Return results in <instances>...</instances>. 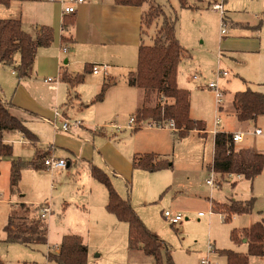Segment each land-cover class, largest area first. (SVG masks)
<instances>
[{
    "label": "rangeland",
    "instance_id": "374dc122",
    "mask_svg": "<svg viewBox=\"0 0 264 264\" xmlns=\"http://www.w3.org/2000/svg\"><path fill=\"white\" fill-rule=\"evenodd\" d=\"M35 1L40 4L32 6L26 3L21 6L11 0L9 7L0 6V14L6 17L22 16L24 27L31 28L35 13L44 10V7H50L45 3L56 5L59 0ZM216 1L225 5L227 35H222L221 32L223 16L213 9ZM189 3L198 9H182L179 0H152L150 5L146 4L144 7L147 12L143 19L145 44L154 45L165 21L177 19L176 35L187 52L179 67L178 85L191 94V119L203 121L210 131L215 129L217 119H221L219 130L250 134L243 143L236 145L237 149L252 146L264 154V116L256 121L239 122L233 107L234 96L239 91L250 88L264 93V0H189ZM189 56L192 57L191 60L187 59ZM132 57L131 61L125 56L118 60L122 71L121 76H117V79L121 78L120 81H128L133 66V70L137 69L138 53ZM220 71L228 72L229 76L220 78ZM194 75L199 79L194 80ZM35 77L37 78L34 79ZM35 77L19 86L17 75L12 76L9 70L0 67V94L5 103L27 104L34 108L36 117L34 119L31 116L28 120L35 123L25 122L31 131V127L52 129L49 119L55 111L52 107V96L55 94L49 88L54 84H46L43 80L56 76L40 73ZM211 82H217L226 91L222 113L215 91L208 88ZM150 99L152 103L149 105L154 107L157 103L156 96L152 95ZM57 106L65 111L60 103ZM72 114L75 115L72 116L74 121L81 118L77 110ZM133 114L134 112L125 111L119 112L118 117L108 116L105 119L107 123H104L108 126L102 129L103 134L124 153L130 152L138 158L151 154L156 157L155 162H165L171 166L156 172L134 168L133 176L131 174L129 179L115 177L119 171L115 172L111 168L110 176L106 174L120 196L129 200L134 210H137V215L146 227L151 232L155 231L163 241L162 264H170L169 257L174 264H202V260L208 257L211 264H228L227 257L219 252L233 251L247 255L248 244H235L231 240V232L234 229L248 228L252 222L264 220V169L253 181L217 174V184L212 188L207 184L214 155V137L211 133L203 135L191 131L181 138L178 130L162 131L153 126L154 123L150 120L145 121L141 129L134 132L133 129H128L130 119L135 117ZM111 122L118 129L109 128ZM257 128L262 129L263 134L257 137L251 135ZM75 129L81 127L73 128L70 133L65 134H71ZM23 149L27 147L16 144L17 152L22 153L25 160L26 150ZM96 166L105 170L107 165ZM9 168L7 170L6 164L0 168L1 240L6 237L4 227L10 218H28L29 223L38 220L45 223V219L36 212L23 209L20 205L23 201L36 198L42 203H48L52 201L51 194H54L52 202L55 200L57 204L54 213L56 219L61 202L57 192L66 188L64 185L73 182L74 178L76 182L96 183L97 187L107 192L106 187L95 181L85 167L77 171L73 167L74 178L68 176L71 169L53 170V173L51 170L41 171L39 181H35L33 172L26 171L20 185L11 190ZM52 185L56 187L54 190ZM32 195L36 197H31ZM45 195L48 196L47 201L44 199ZM252 198L255 199V206L251 215L234 216L228 223L222 222L219 216L212 215L213 201L229 204L231 200L245 202ZM165 211L181 213L184 216L183 222L177 226L171 225L164 218ZM200 213H204V216L200 217ZM46 219L47 222L52 220L51 216ZM121 225L123 226H106L89 231L90 251L94 256L99 255L94 264H156L153 257L144 254L142 242L131 244L127 223ZM210 244L215 246L216 254L209 252ZM45 252L44 246L33 251L23 245L0 243L3 264H23L24 261L28 264H45ZM249 264H264V257H250Z\"/></svg>",
    "mask_w": 264,
    "mask_h": 264
},
{
    "label": "crops",
    "instance_id": "0c3cea01",
    "mask_svg": "<svg viewBox=\"0 0 264 264\" xmlns=\"http://www.w3.org/2000/svg\"><path fill=\"white\" fill-rule=\"evenodd\" d=\"M14 1L21 6L26 3L32 4V6H38L40 4L36 3L37 1L35 0L28 2L19 0ZM70 1L71 0H59L56 2V5L45 3L50 7H44V10L35 13L31 21V28L24 27L22 16L6 17L0 14V20H20L23 30L29 33L34 39L37 38L42 27H50L53 29L54 41L52 45L49 48H40L38 50L35 62L29 70V76L22 80L17 78L18 85L21 86V84L31 81L32 78L36 75H40V73H42V75L52 74L56 76L54 78H48L53 80L51 83L46 82V80H48L47 78L43 80L46 84H54V86L49 88L55 94L52 96V101L54 103H52V107H54L55 110L60 109L61 111V108L57 105L58 103L63 105L65 111L62 112L71 121H74L72 116H75L72 112L77 110V112L81 114L79 115L81 118L77 120L82 124L81 129H75L71 134L67 135L65 132L61 131L59 127L61 123L59 121H56L58 128L56 129L54 127L53 121L55 111H53V114L51 113V119H49V124L52 129L31 127L35 133L32 132L37 136L38 140L36 142L29 141L20 132H5L3 141L6 144L12 145L13 155L2 159L0 168L3 164H6L8 170L10 166V185L12 163L14 161L30 163L35 160L38 153L43 155L45 159L57 158L66 160L68 164L66 169H71L68 171V176L70 178L72 176L74 178V174L72 173L73 167H75L76 171L81 167H85L92 176L91 168L97 164L107 165L105 166V170H102L109 176L111 174L109 171L110 168L114 169L115 172L118 170L119 173H116L115 177L119 179H129L131 174L133 176V172L135 171L133 167L135 154L132 156V153H124L120 150L112 140H108L107 136L103 134L102 129L108 126L104 123H107L105 119L110 115L118 117L117 114L119 112L125 111L134 112V114H136L135 112L144 105L147 107L151 106L149 105V103H152V99H150L151 96H148L145 91H142L138 87L130 86L127 81H120L121 78L117 79V76H121L122 74L118 66V60L122 56H125L129 57V61H131L134 54H139V48L142 42H145L142 26V15L145 11V7L119 5L116 3V0H85L83 4L75 6L76 12L74 14L67 15L64 10L65 7L69 5ZM65 22L68 24L66 30H64ZM65 39L66 42H64ZM65 46L68 47L67 53L62 52ZM191 58L192 57L189 56L187 59L191 60ZM14 60V66H9L0 62V67L9 70L12 76H16L15 68L20 64V55L17 54ZM94 64L110 65L114 68L113 74H115L112 78L115 79V84L107 90L104 100L100 102H95V99L101 92L105 78H100L99 75H93L91 69L90 72L87 71L88 66L92 67ZM136 64L138 66V61ZM133 69H135L134 66L132 72H135L136 70ZM63 74L72 78L84 75V81L72 86L63 80ZM36 78L37 77L34 79ZM0 97L2 98L1 94ZM224 107L225 106L220 107V113L224 112ZM10 112L24 123H35L34 121L28 120L31 116L34 119L36 117V112L32 106L21 103L14 105L10 104ZM219 127L220 125L215 127L213 131L207 130L206 132L207 134L211 133L213 135L214 141L215 135L218 132L232 133L219 130ZM109 128L115 129L116 126L111 122ZM161 129L162 131L168 132L167 129ZM234 133L237 132H233L232 134ZM16 144L27 147V149H23L24 151L26 150L25 160H23V154L17 152ZM28 146H30V148ZM240 148L256 150L252 146H241ZM136 154L138 153L136 152ZM26 171L33 172L32 174L36 179L35 181H39V179H41V171L49 172L50 170H35L30 167L25 168L21 172L19 185L21 181H23ZM50 172L53 173L54 171ZM233 176L243 179L242 176ZM73 180L74 181H70L67 186L64 185L66 188L61 192L59 190L57 192L58 195L60 194L61 202L59 214L56 219L54 218V213L57 204L55 200L52 202L54 194H51L50 197L52 201L48 203H42L41 200L32 198L20 204L23 209H30V211L36 212L39 217H41L39 214V207L41 205L48 204L51 209L49 217L51 216L52 220L47 222V219H45V223L48 227L47 244L32 246L23 245L33 251L37 250L40 246H44L46 249L44 253V258L46 259L45 264H56L48 260V254L50 252L59 253L62 240L68 235H77L83 238L88 246L89 264H94L96 263L95 261L98 260L99 255L94 256L90 251L89 231L99 230L106 226L120 227L123 226L121 224H126L120 222L115 215L107 211V204L109 201L108 190L107 192L102 191L97 187L96 183L90 182L87 183L89 184V186H87L84 182L79 181L80 179L78 180L79 182H76V178ZM52 188V190H54L56 187L52 185ZM10 189L15 190L16 188L13 189L10 186ZM31 197L36 196L32 195ZM47 197L48 196L45 195L44 199L46 200ZM212 215L219 216L222 222H224V216L215 214L213 211ZM254 223L255 222H252L251 226ZM152 233L160 241V248L162 249L163 241L159 239L155 231ZM0 243H6L5 239H0ZM244 245H246V243ZM209 249L211 254H216L217 250L213 244H210ZM203 261H208V264H211L209 257L202 260V262ZM23 264L28 263L24 261Z\"/></svg>",
    "mask_w": 264,
    "mask_h": 264
},
{
    "label": "trees",
    "instance_id": "16d2710c",
    "mask_svg": "<svg viewBox=\"0 0 264 264\" xmlns=\"http://www.w3.org/2000/svg\"><path fill=\"white\" fill-rule=\"evenodd\" d=\"M19 1L28 2L32 0ZM151 1L116 0V3L144 7L146 4L150 5ZM179 2L182 9H198V7L191 5L189 0H179ZM0 5L9 7L11 0H0ZM146 12L145 10L142 15V26ZM176 21H165L154 45L148 46L143 41L139 48L137 69L130 73L127 82L130 86L144 89L148 96H156L157 103L154 107L144 105L137 110L135 114L137 126L134 127V132L140 130L145 121L150 120L157 125L173 121L181 138L186 137L191 131H198L203 135L207 134L206 124L190 117V92L181 89L178 85L179 67L184 59V54L187 52L177 38ZM67 26L68 24L65 22L64 30L67 29ZM53 41L54 32L50 27H42L37 38L34 39L23 30L20 20H0V62L14 66V58L19 54L20 64L15 68L19 80L29 76V70L35 62L38 50L49 48ZM90 69L91 67L88 66L87 71L90 72ZM63 80L75 86L84 81V75L72 78L63 74ZM114 84V80L105 79L95 102L103 101L107 90ZM233 107L239 122L256 121L260 116H264V93L250 88L239 91L234 96ZM5 132H20L31 142L38 140L25 123L10 112V104L5 103L0 97V162L3 158L13 155L12 145L3 141ZM232 137V133H216L211 170L222 176L237 175L248 181H253L263 172L264 154L250 148L237 149L232 142ZM155 159L156 157L151 154L141 158L136 156L133 159V167L156 172L171 166L165 162H155ZM44 161L45 158L40 153L30 163L14 161L11 168V188L18 187L23 169L28 167L35 170L46 169ZM91 173L93 178L108 190L107 211L115 215L120 222L129 225L131 244L135 245L142 242L144 253L153 257L156 264H162L160 241L146 227L130 201L120 196L112 185L109 176L102 169L93 166ZM254 206V198L245 202L231 200L229 204L213 201L212 211L224 216V222L228 223L234 216L252 214ZM27 221L28 218H10L4 227L5 242L25 246L47 244V224L40 220L30 223ZM231 240L235 244L245 242L249 246V251L247 255L236 254L233 251L219 252L227 257L228 264H249L250 257H264V220L254 223L249 228L232 230ZM48 260L56 264H89L88 246L80 236H65L60 245L59 253L50 252ZM168 261L170 264H174L171 257ZM0 264H3L1 258Z\"/></svg>",
    "mask_w": 264,
    "mask_h": 264
},
{
    "label": "built area",
    "instance_id": "2783aa9c",
    "mask_svg": "<svg viewBox=\"0 0 264 264\" xmlns=\"http://www.w3.org/2000/svg\"><path fill=\"white\" fill-rule=\"evenodd\" d=\"M85 2V0H72L69 2V5L65 7V14L67 15H72L76 12V5L78 4H83ZM213 9L215 11H218L222 16H223V25H222V35H227V30H226V23H225V16H226V10L224 7V3H214L213 4ZM63 53H67L68 52V47L65 46L62 49ZM92 70V74L93 75H99L104 77L105 79H112L115 74H113L114 68L110 65H105V64H94L91 67ZM117 74V73H116ZM229 73L226 71H220L218 73V76L221 77H228ZM194 80H198V76H194L193 77ZM47 83H51L53 82L52 79H48L46 80ZM208 88L211 90H214L216 93V97H217V104L219 107H223L225 104V91L219 86V84L217 82H211L208 85ZM59 121L60 124V129L61 131L65 132V133H69L70 130H72L73 128H80L82 126L81 122L79 121H71L69 118L66 117V115L60 111V109H56L54 112V121H53V125L54 127L57 129V122ZM221 124V119H217V121L215 122V126H219ZM143 125V124H142ZM134 126H137L136 123V118L133 117L130 119L129 121V126L128 129H134ZM153 126H155L156 128H163V129H170V130H176V126L175 123L173 121H170L168 123L165 124H153ZM255 136H261L263 134L262 129L257 128L255 129V131L252 133ZM246 133L244 132H237L233 134L232 137V142L235 145L241 144L244 141V138L246 137ZM44 165L45 168L48 170H58V169H66L68 164L67 161L64 159H57V158H48L45 159L44 161ZM216 175L217 173L214 170H211V176L210 178L207 180V184L214 188L215 185L217 184L215 179H216ZM39 214L41 216L42 219H46L50 214H51V209L49 207L48 204H44L41 205L39 207ZM164 218L173 226H177L180 225L183 220H184V216L181 213L178 212H173V211H165L164 212ZM200 217L204 216V213H200L199 214ZM202 264H208V261H203Z\"/></svg>",
    "mask_w": 264,
    "mask_h": 264
}]
</instances>
